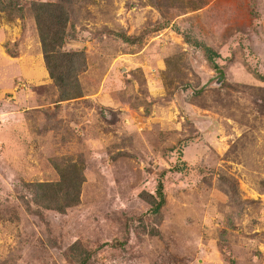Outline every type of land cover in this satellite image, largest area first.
Masks as SVG:
<instances>
[{
    "label": "rangeland",
    "instance_id": "obj_1",
    "mask_svg": "<svg viewBox=\"0 0 264 264\" xmlns=\"http://www.w3.org/2000/svg\"><path fill=\"white\" fill-rule=\"evenodd\" d=\"M38 2L67 11L80 96ZM57 167L84 177L64 213L28 187ZM0 264H264V0H0Z\"/></svg>",
    "mask_w": 264,
    "mask_h": 264
},
{
    "label": "trees",
    "instance_id": "obj_2",
    "mask_svg": "<svg viewBox=\"0 0 264 264\" xmlns=\"http://www.w3.org/2000/svg\"><path fill=\"white\" fill-rule=\"evenodd\" d=\"M34 20L41 44V51L49 77L61 89V97L68 99L80 96V85L77 73L85 68V58L81 52H65L62 47L66 39V27L68 14L65 8L58 3H34L32 6ZM194 46H199L194 42ZM202 47V46H201ZM204 54L209 62L217 56L211 48L203 46ZM72 89L73 92H67ZM199 92V91H197ZM76 168V165L72 166ZM59 173V182L55 185L49 183L29 184L28 187L34 191V202L44 209L56 210L64 213L68 208L76 205L79 191L84 177L77 174L73 178L66 180V176L61 168H56ZM162 183L158 184L156 196L146 195L145 201L158 212L164 204ZM58 187L57 191L52 188Z\"/></svg>",
    "mask_w": 264,
    "mask_h": 264
},
{
    "label": "water",
    "instance_id": "obj_3",
    "mask_svg": "<svg viewBox=\"0 0 264 264\" xmlns=\"http://www.w3.org/2000/svg\"><path fill=\"white\" fill-rule=\"evenodd\" d=\"M217 74L219 75V81H221V79L223 78L222 72H220L219 70H217ZM209 81H211V80H209Z\"/></svg>",
    "mask_w": 264,
    "mask_h": 264
},
{
    "label": "clouds",
    "instance_id": "obj_4",
    "mask_svg": "<svg viewBox=\"0 0 264 264\" xmlns=\"http://www.w3.org/2000/svg\"><path fill=\"white\" fill-rule=\"evenodd\" d=\"M41 45V44H40ZM63 48V47H62ZM44 60V59H43ZM45 63V62H44ZM46 67V66H45ZM46 70H47V68H46ZM48 72V71H47ZM49 75V74H48ZM219 76V75H218ZM212 80V79H211ZM222 80V79H221ZM220 81H219V78H218V80H217V83H219ZM198 91H201V90H198ZM64 99V98H63ZM66 100V99H65Z\"/></svg>",
    "mask_w": 264,
    "mask_h": 264
}]
</instances>
